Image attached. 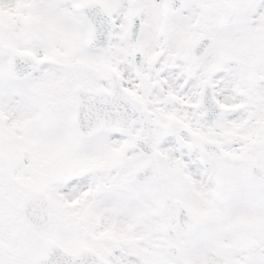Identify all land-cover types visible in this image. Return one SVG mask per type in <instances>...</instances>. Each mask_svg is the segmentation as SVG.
<instances>
[{"label":"snow or ice","instance_id":"1","mask_svg":"<svg viewBox=\"0 0 264 264\" xmlns=\"http://www.w3.org/2000/svg\"><path fill=\"white\" fill-rule=\"evenodd\" d=\"M0 264H264V0H0Z\"/></svg>","mask_w":264,"mask_h":264}]
</instances>
